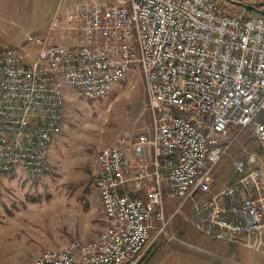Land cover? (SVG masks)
Segmentation results:
<instances>
[{
	"label": "built area",
	"instance_id": "built-area-1",
	"mask_svg": "<svg viewBox=\"0 0 264 264\" xmlns=\"http://www.w3.org/2000/svg\"><path fill=\"white\" fill-rule=\"evenodd\" d=\"M63 18L76 30L73 45L42 43L30 61L20 48L0 47V190L19 170L30 180L44 177L64 86L97 100L137 68L151 129L124 133L96 156L105 228L33 262L136 264L153 223L166 225L165 200L181 199L180 208L209 187L230 147V126L251 127L264 145V16L229 14L214 0H118L76 4ZM231 165L238 178L195 202L190 223L245 244L264 230V180L254 153Z\"/></svg>",
	"mask_w": 264,
	"mask_h": 264
},
{
	"label": "rangeland",
	"instance_id": "rangeland-1",
	"mask_svg": "<svg viewBox=\"0 0 264 264\" xmlns=\"http://www.w3.org/2000/svg\"><path fill=\"white\" fill-rule=\"evenodd\" d=\"M234 1L262 5L264 10V0ZM95 2L117 4L118 0H0V47L20 48L30 61L42 43L73 45L76 30L66 23L64 12L76 4ZM225 7L248 16L231 2ZM55 17L58 20L53 24ZM63 94L61 128L48 153L47 172L41 179H21L14 191L17 198L0 207V221H5L0 224V264L27 263V258L19 256L24 239H30V245L37 249L48 244L58 248L74 239H95L106 225L94 181L98 152L124 133L134 137L151 129L146 85L137 68L97 100L84 99L66 86ZM247 128L229 127V151L213 169L209 187L198 190L192 203L190 200L179 209L176 200H165L166 225L153 223L144 252L153 255L146 264H264V230L239 244L199 233L190 223L195 202L238 178L231 165L234 159L245 160L246 153L257 155L264 180V145L257 142L252 128ZM13 219H18V224H30L32 231L7 232L6 222Z\"/></svg>",
	"mask_w": 264,
	"mask_h": 264
},
{
	"label": "crops",
	"instance_id": "crops-1",
	"mask_svg": "<svg viewBox=\"0 0 264 264\" xmlns=\"http://www.w3.org/2000/svg\"><path fill=\"white\" fill-rule=\"evenodd\" d=\"M22 180H29L26 175L22 172V171H17L15 174L13 175H9L6 176L2 182V189L0 190V207H5L7 204H9L11 202V200H14L15 198H17L16 194L14 193V191L17 189V184L19 183V181ZM140 196H142V194H139ZM99 199V197H98ZM15 202V201H13ZM100 203V201H99ZM18 213V211H17ZM16 214V212H15ZM14 215V213H13ZM18 219H13L11 221H7L6 222V227H7V232H11V233H16V232H23V234H29L32 230L30 228V224H25V223H19L18 224ZM1 225L5 224V221H0ZM27 222V221H26ZM83 241V240H81ZM23 247H21V254H19L20 257H24L27 258V263L26 264H33L34 260L43 252L44 249L47 250V248L49 249H58L60 247H62L63 245L67 244L64 243L61 246H59L58 248H55L52 246V244H48L43 246L40 249H37V247L35 245L31 246L30 243L32 242L30 239H24L23 241ZM26 244H29L26 245ZM26 250H25V249ZM25 250V251H24ZM41 252V253H40Z\"/></svg>",
	"mask_w": 264,
	"mask_h": 264
},
{
	"label": "trees",
	"instance_id": "trees-1",
	"mask_svg": "<svg viewBox=\"0 0 264 264\" xmlns=\"http://www.w3.org/2000/svg\"><path fill=\"white\" fill-rule=\"evenodd\" d=\"M223 10H225L227 13H229V14H236L237 12H235V11H233V10H229V9H227L226 7H225V4L226 3H230V1L229 0H214ZM253 7H255V9H257V10H261L262 9V5H255V4H253ZM238 8H240L242 11H244V12H246L247 13V15L248 16H250V17H259L260 15L258 14V12H256V11H245L244 10V8L242 7V6H238ZM240 129V128H239ZM246 129V128H245ZM247 129H250L251 130V128H247ZM229 151V150H228ZM221 162V161H220ZM219 162V163H220ZM218 163V164H219ZM218 164L216 165V166H218ZM215 166V167H216ZM198 194V192H196L195 194H194V197H193V199L191 200V202L190 203H192V201L194 200V198L195 197H197L196 195ZM174 200H176V203H178V205H180V203L182 202V200L181 199H174ZM190 200H188V201H186L184 204H186V203H188ZM189 203V204H190ZM183 204V205H184ZM179 209H181V208H179ZM151 252V251H150ZM150 252H147V254L146 253H144L143 255H142V257L139 259V261L136 263V264H146V262H148V259H150V257L153 255V253H150Z\"/></svg>",
	"mask_w": 264,
	"mask_h": 264
},
{
	"label": "water",
	"instance_id": "water-1",
	"mask_svg": "<svg viewBox=\"0 0 264 264\" xmlns=\"http://www.w3.org/2000/svg\"><path fill=\"white\" fill-rule=\"evenodd\" d=\"M229 1L234 5L242 6L244 8V10H246V11H256V12H258L259 15L264 16V10H257L253 6L245 5V4H242L241 2H238V1H234V0H229Z\"/></svg>",
	"mask_w": 264,
	"mask_h": 264
},
{
	"label": "bare ground",
	"instance_id": "bare-ground-1",
	"mask_svg": "<svg viewBox=\"0 0 264 264\" xmlns=\"http://www.w3.org/2000/svg\"><path fill=\"white\" fill-rule=\"evenodd\" d=\"M193 207H194V205H193Z\"/></svg>",
	"mask_w": 264,
	"mask_h": 264
}]
</instances>
